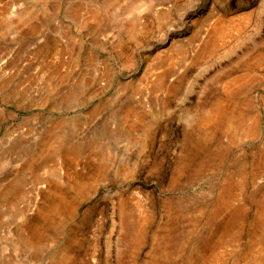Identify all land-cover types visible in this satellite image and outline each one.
Here are the masks:
<instances>
[{"label": "rangeland", "instance_id": "rangeland-1", "mask_svg": "<svg viewBox=\"0 0 264 264\" xmlns=\"http://www.w3.org/2000/svg\"><path fill=\"white\" fill-rule=\"evenodd\" d=\"M0 264H264V0H0Z\"/></svg>", "mask_w": 264, "mask_h": 264}, {"label": "bare ground", "instance_id": "bare-ground-1", "mask_svg": "<svg viewBox=\"0 0 264 264\" xmlns=\"http://www.w3.org/2000/svg\"><path fill=\"white\" fill-rule=\"evenodd\" d=\"M219 114H220L219 109L216 108L215 111L208 113V116H207V119H205V122L206 123L215 122L217 120V116L219 117Z\"/></svg>", "mask_w": 264, "mask_h": 264}]
</instances>
